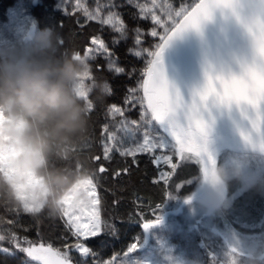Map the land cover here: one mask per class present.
Segmentation results:
<instances>
[{"label": "snow or ice", "instance_id": "obj_1", "mask_svg": "<svg viewBox=\"0 0 264 264\" xmlns=\"http://www.w3.org/2000/svg\"><path fill=\"white\" fill-rule=\"evenodd\" d=\"M126 3H133V0H125ZM264 5V0H260ZM79 4V0H76ZM134 6L138 9L136 13V21H150L151 31L150 36L154 35L153 29H163V27L170 26V10L171 3L165 5L164 0H149L147 4L140 3L136 0ZM108 15L106 19H102L101 23L111 25L115 32L120 36H124L130 32V37L126 42H130L129 54L133 57L147 56V48L143 45L145 41L142 36L140 28L133 25L131 29L125 27V21L118 12L113 9L119 7L114 0L106 5ZM239 7V0H199V4L190 14L183 17V23H179V28L185 27L198 28L201 22L211 17V14L216 9L231 10L233 14H237ZM101 9L97 5L95 13L90 12L87 8L84 9L86 16L90 19H97ZM245 26L252 34L255 42V59L242 66L240 75H209L205 87L199 92L195 93L191 100H186L181 93L172 86L164 76L159 68L160 55L156 54L155 61L150 68L139 71V77L136 80L135 86H130L126 89L125 96L122 101L123 106L112 104L108 108L110 117L113 120V127L110 129L106 123L103 126L102 134L105 142L103 144L104 159H109L113 151L118 152L121 156L136 157L137 154L153 153L156 149H170L181 162H187L195 159V162L201 166L204 179L207 180L210 173L216 167V160L213 154L208 149L207 129L208 124L204 119V113L209 107V103L216 105L231 106L233 104L243 105L250 111L248 119L250 120V129L248 133H241L244 140L253 147H256V140H259V147L264 150V9L260 11L257 16L247 21ZM36 26L33 24L30 29H23V39L19 42H27ZM175 35V32H173ZM171 39V36L169 37ZM64 41H61L63 46ZM92 45L96 47H88L81 55H86L91 64L98 58H105L107 60V68L116 76L127 75L129 79L136 75V69L125 67L119 63L118 58L114 55L105 41L99 37L93 38ZM113 43H119L118 40H113ZM138 47L141 50H135ZM85 80L90 81V85L94 81L106 82L108 96L114 92L111 82L104 80H96L92 70L87 74ZM96 93V89L86 87L83 93V101L85 102L88 111L91 112L96 107L97 101L90 99V93ZM134 110H139V119H130L127 113ZM118 118V119H117ZM159 130L167 133L175 141L174 144L169 145V142L160 136ZM125 141H128L127 146ZM14 157V152L9 150L7 153L0 152V172H11V161ZM99 160L100 157H94ZM163 160L165 165H170V172L159 173L160 180H166L174 170L178 169L181 164L173 163L172 155L157 156L153 159V163L158 167L160 161ZM104 167L99 168V172H105ZM127 171V169H125ZM119 175V173H117ZM38 180L36 178H28L24 187L31 188ZM183 183L178 182L176 188L182 187ZM96 185L92 176L87 181L86 190L88 195L93 199L90 201L92 206L99 204V200L95 198ZM25 213L34 211L30 205H26ZM19 209H17L18 211ZM81 214H76L77 212ZM84 207L78 206L74 203V199L69 198L65 201V206L61 214L62 218L66 219L67 226L73 230L72 235L77 239L83 237L84 240L97 237L101 234L104 228L109 229L108 234L115 232V225H106L100 218L98 211H89L86 214V222L84 220ZM162 217H155L151 221L143 223V227L147 230L153 225L160 223ZM5 223L3 218H0V224ZM8 225H13L14 220H7ZM9 240L14 249L19 253H23L25 257L34 262V264H74L67 252H63L58 248H54L51 244L45 246L44 243H33L24 237L22 240L11 229L7 233L0 231V242ZM67 247V246H66ZM140 248L139 242L132 243L127 249L124 256L128 257V264H146L141 259H132L131 254L137 253ZM82 258L92 257L95 264H115L117 257H112L109 261L97 260V254L88 246L82 243L74 245ZM258 250H264V239L252 241L248 245V252L250 256ZM146 250L145 255L147 254ZM233 259L230 264H239L235 259L236 256L243 257L245 253L239 247L230 246ZM0 253L7 256H14L13 249L8 247H0ZM210 254L209 264H213ZM22 264L26 262L22 261ZM120 264H124L123 261ZM172 264H177L172 261Z\"/></svg>", "mask_w": 264, "mask_h": 264}, {"label": "clouds", "instance_id": "obj_2", "mask_svg": "<svg viewBox=\"0 0 264 264\" xmlns=\"http://www.w3.org/2000/svg\"><path fill=\"white\" fill-rule=\"evenodd\" d=\"M61 41L46 27L37 28L27 42L0 45V152H14L13 171L0 172V197L23 211L32 206L34 217L44 211L61 215L69 194L78 206L89 202L90 168L81 147L90 122L83 93L91 64L86 55L63 50ZM90 87L98 100L108 95L106 82ZM30 177L38 183L26 189ZM237 179L264 194V176L238 177L215 167L199 195L201 208L210 215L229 208V186ZM262 256L264 250H258L248 264H264Z\"/></svg>", "mask_w": 264, "mask_h": 264}, {"label": "trees", "instance_id": "obj_3", "mask_svg": "<svg viewBox=\"0 0 264 264\" xmlns=\"http://www.w3.org/2000/svg\"><path fill=\"white\" fill-rule=\"evenodd\" d=\"M168 1L172 4V13L181 17L198 0ZM16 2L17 0H0V18L5 19L6 14ZM62 9L58 5V0H36L31 13L33 18L37 20L39 28H54L62 36L63 50L83 54L91 46V40L100 37L112 49L121 65L137 70L136 75L129 79L127 75L116 76L110 72L104 58H98L91 63V70L95 79L111 82L114 92L102 100L97 99L96 93H90L89 98L97 101V104L94 110L89 112V130L81 147V155L88 162L90 175L99 193L102 221L106 225L114 224L115 232L108 234L109 229L104 228L97 237L88 240L77 239L72 235L73 230L66 224L67 218H62L61 215L50 216L47 211L35 217L23 210L17 211L12 203L5 202L6 196L0 197V218L5 221V223L0 224V231L7 233L11 229L21 240L27 237L33 243H48L63 252L71 251L76 243L81 242L97 254V260H108L115 255L125 253L129 246L136 241L142 233L143 223L155 219L158 208L165 204L178 182L183 183L177 192L184 200L192 196L202 174L196 162H180L181 166L174 171L166 183L159 179V173L164 169L169 172L170 167H158L153 163V158L148 153L137 154L133 158L121 156L118 152L113 151L109 159H104L103 144L105 139L102 130L105 125L107 110L112 104L123 106L122 101L126 89L135 86L139 71L145 69L146 58L130 55V42H126V39L111 38L106 29L97 21L86 19L79 11L67 13ZM120 12L121 17L126 22V28L131 29L136 24L141 32L146 34L142 36L145 41L143 46L154 47L156 39L153 35L150 36V21L137 22L135 17L138 9L132 4H126ZM127 34L131 35L130 32ZM114 39L118 40L119 43L114 44ZM133 115L136 114L133 113ZM97 156L100 157L99 160L94 159ZM54 163L60 165L63 162L54 161ZM101 166L106 169L105 172H99ZM247 189L249 187L243 189L239 181H234L230 184L228 193L233 195V190H242L243 193ZM255 195H257L256 198L259 199V202H254L252 205L255 206V211H258V214L255 213L252 222H247L245 227H248L253 235L258 236L264 234V211L261 213V209L263 210L261 202H264V194L263 196L260 193ZM10 219L14 220L13 225L6 223ZM257 227H260L261 230ZM0 245L11 248L15 252L14 256L0 253V264H22V261L27 259L23 253L14 249L9 240L0 242ZM69 256L74 262L82 259L77 251L70 253ZM85 262L94 263L95 260L88 257Z\"/></svg>", "mask_w": 264, "mask_h": 264}, {"label": "rangeland", "instance_id": "obj_4", "mask_svg": "<svg viewBox=\"0 0 264 264\" xmlns=\"http://www.w3.org/2000/svg\"><path fill=\"white\" fill-rule=\"evenodd\" d=\"M35 1L36 0H17L16 4L10 8L9 12L6 14V18H0V45L19 42V40L23 39L22 28L27 30L32 23H37L38 25L37 20L33 18L31 13ZM111 2L112 0H79V4H77L76 0H58V5L67 13L79 11L83 17L88 20L93 19L86 16L84 9L87 8L90 12L95 13L98 5L101 11L98 18L93 21L100 23L102 27L106 29L107 33L110 34L111 38L116 37V39L121 38L127 40L130 36L129 34L126 33L124 36H120L111 25L101 23L102 19L107 18L108 9L106 5ZM114 2L119 5V7L113 9V11L118 12L120 15L122 7L129 4L126 3L125 0H114ZM139 2L147 4L149 0H139ZM135 3L136 0H133L131 4L134 5ZM164 3L167 5L169 1L164 0ZM183 16L184 15L180 17L178 14L174 15L172 10H170V26L163 27L162 30L153 29V37L156 39L154 47L143 46L147 48V56H141L142 58H146L144 70L151 67L152 63L155 61L156 54H159L161 58V51L168 43L169 34L178 23L177 18L180 20ZM90 47L96 46L91 43ZM135 50L142 51L140 47ZM105 61L107 63L106 59ZM85 85L86 87H90V81L85 80ZM133 113L136 115H133ZM127 115L130 119H139L140 113L139 110H134L127 113ZM105 118V124L107 123L111 129L113 127V120L108 110ZM156 127L159 130V126L157 125ZM159 132L160 136L169 142V145L175 143L173 138L167 133H163L162 130H159ZM207 141L208 149L216 160V167L229 168L238 177H247L251 174L264 176V151L250 152L241 150L227 134L207 136ZM127 144L128 141H125L126 146ZM148 154L152 156L153 159L157 156L162 157L166 154L172 155L173 163L180 164L181 162L179 157L170 149H156L153 153ZM191 161L195 162V159ZM159 163L162 167H170V165H165L163 160ZM199 167L202 175L197 182V187H195L192 196L182 200V196L177 192L178 188H175V190L172 188V193L169 194L167 201L163 206H160L156 212L157 217H162L160 223L153 225L147 230L142 226V233L134 242H139L140 248L137 253L131 254L132 259H141L142 257L146 264H172V261H176L177 264H209L210 254L215 253V255L211 256L213 264H230L233 256L229 251V247L236 246L245 253V256H236L235 259L239 261V264H248V259L250 257L248 252L249 243L258 239H264V234L255 236L248 227H245L247 222H252L253 215L255 213L258 214V211H255V206L253 207L252 204L254 202H259V199L256 198L258 194L255 195L259 192L251 188L244 191L245 193H242V190H233V195H229L228 193L230 207L221 213L210 215L206 213L199 204V194L203 190L205 182L201 166L199 165ZM161 172L169 173L170 171L167 172L164 169ZM170 177L162 181L167 183ZM234 181H239L243 189L248 187L247 184L241 182L240 179ZM95 193V198L99 200V204L92 206L90 201L93 197L88 195L89 202L83 206V215L85 218L82 222H86V214L89 211H98L101 218L100 199L97 188H95ZM261 196H263V194H261ZM69 198L74 199L72 194H69L66 200ZM261 205L263 207V210L261 209L262 213V211H264V202H261ZM76 214L81 213L78 211ZM258 228L261 230L260 227H257V229ZM80 238L84 240L83 237ZM44 244L45 246L48 245V243ZM0 247L4 246L0 245ZM146 250L150 251H147L145 255ZM74 251L75 249L73 248L71 251H68L69 253L66 252L70 255V253ZM115 257H117L115 264H120L121 261H123L124 264H128V257L123 254L115 255ZM85 259L86 258L79 259L80 261L78 260V262H74V264H95V262H85ZM111 259L112 258L103 261H109ZM261 260L264 261V256L261 257ZM24 262H26V264H34V262L28 259H24ZM133 264H135V261Z\"/></svg>", "mask_w": 264, "mask_h": 264}, {"label": "water", "instance_id": "obj_5", "mask_svg": "<svg viewBox=\"0 0 264 264\" xmlns=\"http://www.w3.org/2000/svg\"><path fill=\"white\" fill-rule=\"evenodd\" d=\"M199 4V0L184 14ZM264 9L260 0H239L238 15L231 10L216 9L211 17L201 22L198 28H179L183 17L171 30L168 43L161 51L159 68L169 83L186 100L202 90L209 75H240L242 66L251 63L256 56L255 42L245 26L246 22ZM38 28L37 23L32 25ZM175 32V35H173ZM250 111L243 105H216L209 103L204 113L208 135L227 134L241 150L264 151L246 142L242 136L250 129ZM200 195V194H199Z\"/></svg>", "mask_w": 264, "mask_h": 264}]
</instances>
